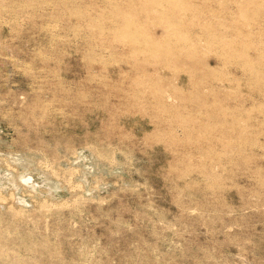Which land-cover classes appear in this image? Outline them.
<instances>
[{"label": "rangeland", "instance_id": "rangeland-1", "mask_svg": "<svg viewBox=\"0 0 264 264\" xmlns=\"http://www.w3.org/2000/svg\"><path fill=\"white\" fill-rule=\"evenodd\" d=\"M231 1H0V264H264V0Z\"/></svg>", "mask_w": 264, "mask_h": 264}, {"label": "bare ground", "instance_id": "bare-ground-1", "mask_svg": "<svg viewBox=\"0 0 264 264\" xmlns=\"http://www.w3.org/2000/svg\"><path fill=\"white\" fill-rule=\"evenodd\" d=\"M0 1H1V0H0ZM4 1H5V0H4ZM151 1H152V0H151ZM153 1H154V0H153ZM153 1L150 2V0H149L150 3H153V4H154ZM211 1H212V0H211ZM214 1H215V0H214ZM230 1H231V0H230ZM123 2H124V1H123ZM145 2H146V1H145ZM159 2H160V1H159ZM168 2H169V0H168ZM231 2H232V1H231ZM160 3H161V2H160ZM170 3H171V2H170ZM174 3H175V2H174ZM117 4H118V3H117ZM147 4H148V3H147ZM153 4H152V5H153ZM181 4H182V2H181ZM191 4H192V3H191ZM2 5H4V4H2ZM150 5H151V4H150ZM165 5H166V4H165ZM176 5H177V4H176ZM145 6H146V5H145ZM147 6H148V5H147ZM192 6H193V5H192ZM104 7H105V6H104ZM104 7H103V8H104ZM123 7H124V6H123ZM151 7H153V6H151ZM151 7H150V8H151ZM159 8H160V7H159ZM200 8H201V7H200ZM1 9H3V8H1ZM207 9H208V8H207ZM214 9H215V7H214ZM152 10H153V9H152ZM152 10H151V11H152ZM175 10H176V9H175ZM109 11H110V10H109ZM176 11H177V10H176ZM191 11H193V10H191ZM205 11H206V10H205ZM216 11H217V10H216ZM218 11H219V10H218ZM0 13H1V12H0ZM182 13H183V12H182ZM7 14H8V13H7ZM191 14H192V13H191ZM195 14H196V13H195ZM210 14H211V13H210ZM262 14H263V13H262ZM262 14H261V15H262ZM192 15H193V14H192ZM214 15H215V13H214ZM250 15H251V14H250ZM135 16H136V15H135ZM148 16H149V15H148ZM164 16H165V15H164ZM186 16H187V15H186ZM198 16H199V15H198ZM203 16H204V15H203ZM108 17H109V16H108ZM166 17H167V16H166ZM176 17H177V16H176ZM179 17H180V16H179ZM201 17H202V16H201ZM205 17H206V16H205ZM261 17H262V16H261ZM173 18H174V17H173ZM177 18H178V17H177ZM166 19H167V18H166ZM250 19H251V18H250ZM112 20H113V19H112ZM254 20H255V19H254ZM148 21H149V20H148ZM198 21H199V20H198ZM100 22H102V21H100ZM122 22H123V21H122ZM225 22H226V21H225ZM230 22H231V21H230ZM131 23H132V22H131ZM176 23H177V22H176ZM256 23H257V22H256ZM134 24H135V23H134ZM151 24H152V22H151ZM202 24H203V23H202ZM207 24H208V23H207ZM230 24H231V23H230ZM245 24H246V23H245ZM103 25H104V24H103ZM93 26H94V25H93ZM135 26H136V25H135ZM170 26L173 27L174 25H171V24H170ZM176 26H177V25H176ZM179 26H180V25H179ZM179 26H177V30H178V31L181 30ZM212 26H213V25H212ZM171 27H169V28H171ZM178 27H179V28H178ZM107 28H108V27H107ZM131 28H133V27H131ZM182 28H183V27H182ZM201 28H202V27H201ZM133 29H134V28H133ZM133 29H131V30H133ZM137 29H138V28H137ZM186 29H187V28H186ZM236 29H237V28H236ZM104 30H105V29H104ZM201 30H202V29H201ZM228 30H229V29H228ZM172 31H173V30H169V32H172ZM232 31H233V30H232ZM130 33H131V31H130ZM133 33H134V31H133ZM180 33H181V32H180ZM180 33H179V34H180ZM221 33H222V32H221ZM232 33H233V32H232ZM131 34H132V33H131ZM134 34H135V33H134ZM141 34H142V32H141ZM177 34H178V32L173 33L172 35H177ZM181 34H182V33H181ZM189 34H190V33H189ZM207 34H208V33H207ZM212 34H213V33H212ZM219 34H220V33H219ZM226 34H227V33H226ZM243 34H244V33H243ZM243 34H242V35H243ZM172 35H171V36H172ZM195 35H196V34H195ZM132 36H133V34L131 35V37H132ZM143 36H144V35H143ZM197 36H198V35H197ZM204 36H205V35H204ZM212 36H213V35H212ZM222 36H224V35H222ZM235 36H236V35H235ZM245 36H247V35L245 34ZM134 37H137V36H134ZM141 38H142V37H141ZM144 38H145V37H144ZM144 38H143V39H144ZM165 38H166V37H165ZM213 38H214V37H213ZM218 38H219V37H218ZM226 38H227V37H226ZM168 39H169V37H168ZM168 39H167V40H168ZM178 39H179V38H178ZM184 39H185V38H184ZM215 39H216V38H215ZM260 39H261V38H260ZM106 40H107V39H106ZM108 40H109V37H108ZM110 40H111V39H110ZM169 40H170V39H169ZM169 40H168V41H169ZM209 40H210V39H209ZM183 41H184V40H183ZM222 41H223V40H222ZM129 42H130V41H129ZM172 42H173V40H172ZM206 42H207V41H206ZM162 43H163V42H162ZM194 43H195V42H194ZM119 44H120V43H119ZM165 44H166V41H165ZM187 44H188V43H187ZM209 44H210V43H209ZM145 45H146V44H145ZM160 45H161V44H159V43H157V42H155V41H154V42L152 41V42H151V45H150V46H152V52H153V53H156V52L158 51V49L160 48ZM162 45H164V44H162ZM171 45H172V44H171ZM158 46H159V47H158ZM166 46H168V45H166ZM235 46H236V45H235ZM168 47H169V46H168ZM189 47H190V46H189ZM229 47H230V46H229ZM135 48H136V47H135ZM161 48H162V47H161ZM224 48H225V47H224ZM174 49H175V48H174ZM188 49H189V48H188ZM224 50H225V49H224ZM184 51H185V50H184ZM233 51H234V50H233ZM145 52H146V51H145ZM149 52H150V51H149ZM192 52H193V51H192ZM158 53H159V52H158ZM197 53H198V52H197ZM223 53H224V52H223ZM227 53H228V52H227ZM227 53H226V54H227ZM229 55H230V54H229ZM159 56H160V55H159ZM180 56H182V55H180ZM261 58H262V57H261ZM254 59H255V58H254ZM154 60H155V58H154ZM220 60H221V58H220ZM176 62H177V61H176ZM240 63H241V61H240ZM182 64H183V63H182ZM221 64H222V63H221ZM224 65H225V64H224ZM227 65H228V64H227ZM238 65H239V64H238ZM183 66H184V65H183ZM193 66H195V65H193ZM180 68H181V67H180ZM184 69H185V68H184ZM196 69H197V68H196ZM255 69H256V68H255ZM190 70H191V69H190ZM202 70H203V69H202ZM211 70H212V69H211ZM195 71H196V70H195ZM204 72H205V71H204ZM208 72H209V71H208ZM195 73H196V72H195ZM207 74H208V73H207ZM201 76H202V75H201ZM210 77H211V76H210ZM210 77H209V78H210ZM216 77H217V76H216ZM220 77H221V76H220ZM253 77H254V76H253ZM145 78H146V77H145ZM157 78H158V77H157ZM212 78H213V76H212ZM212 78H211V79H212ZM191 79H192V78H191ZM219 79H220V78H219ZM156 81H160V79H158V80H156ZM216 81H217V80H216ZM253 81H254V80H253ZM152 82H153V81H152ZM152 82H151V83H152ZM160 82H161V81H160ZM160 82H159V83H160ZM167 82H168V81H167ZM211 82H212V81H211ZM230 82H231V81H230ZM246 82H247V81H246ZM147 83H148V82H147ZM213 83H214V82H213ZM256 83H257V82H256ZM152 84H153V83H152ZM190 84H191V83H190ZM199 84H200V83H199ZM139 85H140V84H139ZM139 85H138V86H139ZM142 85H143V84H142ZM144 85H145V84H144ZM193 85H194V84H193ZM203 85H204V84H203ZM156 87H157V86H156ZM160 87H161V86H160ZM164 87H165V86H164ZM139 88H140V87H139ZM139 88H138V89H139ZM141 89H142V88H141ZM213 89H214V88H213ZM136 90H137V89H136ZM203 90H204V89H203ZM148 91H150V90H148ZM151 92H152V91H151ZM153 92H154V91H153ZM214 92H215V91H214ZM232 92H233V91H232ZM226 93H227V92H226ZM143 95H145V94H143ZM150 95H152V94H150ZM159 95H161V94H159ZM195 95H196V94H195ZM204 95H205V94H204ZM139 97H140V96H139ZM127 98H128V97H127ZM148 98H149V97H148ZM148 98H147V99H148ZM130 99H131V98H130ZM133 99H134V98H133ZM222 99H223V98H222ZM220 100H221V99H220ZM149 103H150V102H149ZM157 103H158V102H157ZM160 104H161V103H160ZM148 105H149V104H148ZM184 106H185V105H184ZM164 107H165V106H164ZM164 107H163V109H164ZM153 108H154V107H153ZM168 110H169V109H168ZM219 110H220V109H219ZM158 111H159V110H158ZM230 111H231V110H230ZM197 112H198V111H197ZM163 113H164V112H163ZM195 113H196V112H195ZM211 113H212V112H211ZM182 114H183V113H182ZM179 116H180V115H179ZM158 117H159V116H158ZM206 117H207V116H206ZM166 118H167V117H166ZM177 118H178V117H177ZM193 118H194V117H193ZM209 118H210V117H209ZM251 118H252V117H251ZM170 119H171V118H170ZM172 119H173V118H172ZM172 119H171V120H172ZM210 119H211V118H210ZM236 119H237V118H236ZM192 120H193V119H192ZM198 120H199V119H198ZM256 120H257V119H256ZM263 120H264V119H263ZM164 122H166V121H164ZM223 122H224V121H223ZM228 122H229V121H228ZM180 123H181V122H180ZM182 124H185V123H182ZM163 125H164V123H163ZM251 126H252V125H251ZM260 126H261V125H260ZM178 127H179V126H178ZM215 127H217V126H215ZM180 128H181V127H180ZM184 128H185V127H184ZM185 129H187V128H185ZM227 130H228V129H227ZM182 131H183V130H182ZM190 131H193V130H190ZM202 131H203V130H202ZM234 131H235V130H234ZM196 132H197V131H196ZM170 134H171V132H170ZM190 134H191V133H190ZM198 134H199V133H198ZM223 135H224V134H223ZM225 135H226V134H225ZM227 135H228V134H227ZM168 136H169V135H168ZM171 136H172V135H171ZM250 136H251V135H250ZM244 138H245V137H244ZM198 139H199V138H198ZM229 139H230V138H229ZM170 140H172V139H170ZM229 141H231V140H229ZM165 142H167V141H165ZM186 142H187V141H186ZM232 142H233V141H232ZM194 143H195V141H194ZM167 144H169V143L167 142ZM191 144H192V143H191ZM234 144H235V143H234ZM196 145H198V144H196ZM214 145H215V144H214ZM236 145H237V144H236ZM193 146H194V145H193ZM236 147H237V146H236ZM185 150H186V149H185ZM231 150H232V149H231ZM235 150H236V149H235ZM220 152H221V151H220ZM246 153H247V152H246ZM205 155H206V154H205ZM236 155H237V154H236ZM228 157H229V156H228ZM241 157H242V156H241ZM249 157H250V156H249ZM191 161H192V160H191ZM177 163H178V162H177ZM200 171H201V170H200ZM189 173H190V172H189ZM203 173H204V172H203Z\"/></svg>", "mask_w": 264, "mask_h": 264}]
</instances>
